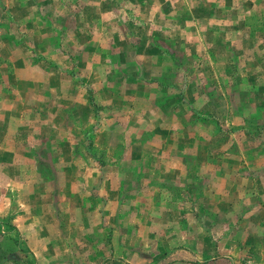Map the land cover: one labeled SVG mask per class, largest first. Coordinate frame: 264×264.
Segmentation results:
<instances>
[{
  "label": "rangeland",
  "instance_id": "obj_1",
  "mask_svg": "<svg viewBox=\"0 0 264 264\" xmlns=\"http://www.w3.org/2000/svg\"><path fill=\"white\" fill-rule=\"evenodd\" d=\"M0 264H264V0H0Z\"/></svg>",
  "mask_w": 264,
  "mask_h": 264
}]
</instances>
